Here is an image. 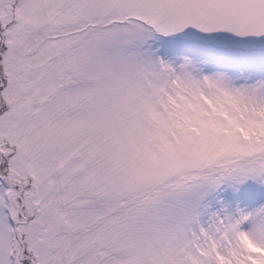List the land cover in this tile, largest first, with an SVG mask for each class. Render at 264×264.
I'll return each mask as SVG.
<instances>
[{"label":"rangeland","instance_id":"rangeland-1","mask_svg":"<svg viewBox=\"0 0 264 264\" xmlns=\"http://www.w3.org/2000/svg\"><path fill=\"white\" fill-rule=\"evenodd\" d=\"M1 40L0 264H264V0H0Z\"/></svg>","mask_w":264,"mask_h":264},{"label":"trees","instance_id":"trees-1","mask_svg":"<svg viewBox=\"0 0 264 264\" xmlns=\"http://www.w3.org/2000/svg\"><path fill=\"white\" fill-rule=\"evenodd\" d=\"M1 48H4V43L2 42V41H0V49ZM1 52V51H0ZM1 72H0V76H1ZM4 83V81L2 80L1 82H0V86L2 87V84ZM4 155L6 156V155H8L5 151H3V156H1L0 155V161H1V158L3 159V157H4Z\"/></svg>","mask_w":264,"mask_h":264}]
</instances>
